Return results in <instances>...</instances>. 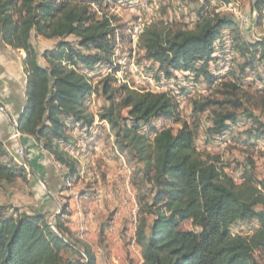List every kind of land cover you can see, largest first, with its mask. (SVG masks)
Wrapping results in <instances>:
<instances>
[{
	"label": "trees",
	"instance_id": "obj_1",
	"mask_svg": "<svg viewBox=\"0 0 264 264\" xmlns=\"http://www.w3.org/2000/svg\"><path fill=\"white\" fill-rule=\"evenodd\" d=\"M102 1L0 0L2 39L26 53L23 63L28 74V100L18 118L17 130L34 137L56 161L70 169V176L78 173V161L69 151L74 144L71 134L77 124L91 126L94 121L86 104L94 86L81 69L112 64L115 54L117 27L112 18L106 14L99 18L93 9V4ZM252 8L261 21L264 0H252ZM236 25L233 17L214 15L203 18L194 29L169 30L165 34L150 26L142 35L141 47L148 59L160 63L168 78L182 71L197 78L204 76L212 85L219 80V75L209 68L214 43L225 29ZM34 34L59 39L54 48L42 53L47 66L40 63L41 55L32 41ZM70 36H76L78 42L68 40ZM237 51L250 57L242 65L243 71L257 69L258 64L264 67L263 42L244 41L237 36ZM109 89L106 84L104 90ZM114 90L126 94L116 106H106L101 119L111 124L121 149L145 164L138 173L152 185L151 192L155 190L151 202L146 201L147 195L139 197L142 210L149 209L155 216L152 222L143 216L137 228L143 264H264L257 257L258 252L264 254V194L255 186L264 182L245 169L243 186L238 187L216 162L198 154L199 128L187 122L177 131H160L150 143L140 129L155 118H178L175 96L129 90L126 86ZM219 92L228 97L224 101L206 98L194 102L195 113L213 109V124L208 131L211 136L228 133L232 123L261 122L252 112L244 118L225 108L227 104L243 107L241 92L247 101L251 100L249 92L239 84L225 82ZM217 105L219 108H214ZM123 109H128V117L123 116ZM255 131L251 126L245 132V143H250ZM19 178L26 179L27 170L14 162L0 139V188ZM62 211L53 228L40 212L14 217L0 207V264H96L90 245L80 238H70L73 232L63 220L68 204L62 205ZM189 220L194 229H182ZM253 220L259 222L254 234L236 235L231 231L233 224ZM64 249L74 251L79 258H66ZM83 253L87 262L81 260Z\"/></svg>",
	"mask_w": 264,
	"mask_h": 264
},
{
	"label": "rangeland",
	"instance_id": "obj_2",
	"mask_svg": "<svg viewBox=\"0 0 264 264\" xmlns=\"http://www.w3.org/2000/svg\"><path fill=\"white\" fill-rule=\"evenodd\" d=\"M143 1L103 0L101 3L93 4L99 18L105 14L112 18L114 26L117 27V35L112 64L99 65L93 70L81 69L89 76L94 86V91L86 102L94 121L91 126L77 124L71 134L74 144L69 147V151L78 161V173L70 176V169L64 165L66 170L62 175L61 188L65 195H61V205L57 207L50 203V207H44L39 195L41 192L34 189L32 182H28L30 178L28 166L20 159L19 156L24 154L20 153L18 147L13 156L14 162L27 170V178H19L15 183L0 188V207L4 208L7 215L15 217L24 213L40 212L55 228L57 215L63 212L62 205L68 204V212L63 216V220L69 228L74 224L71 218L76 215L75 209L82 213L79 216L80 221H76V225L80 224V229H71L73 235L70 238L73 241L80 238L86 242L84 238L89 236L86 243L96 244L101 248L106 244H115L113 222L117 215H120L125 220L124 225H119L118 231L122 238L125 237L122 244H135L139 252L141 247L136 241L139 221L143 216H147L148 221L152 222L155 217L149 213V209L142 210L139 197L147 195L146 201L151 202L155 190L151 192L152 185L144 181L142 173H138L139 168H143L145 164L134 154L121 149L111 124L101 119L106 106L113 104L116 106L125 96L126 92L123 90H114L123 86L141 92L169 93L178 101V118H155L140 129L142 134L148 136L150 143L160 131L166 128L177 131L187 122L192 127L199 128L196 140L198 154L203 159L216 162L222 172L233 177L238 187L243 186L245 169H249L260 182H264V67L258 64L260 66L257 69L247 68L243 71L242 65L250 57L245 58L237 51V36L244 41L264 43V17L260 21L259 13L252 8V0H146L148 8L143 7ZM214 15L233 17L237 24L233 28L225 29L214 43V57L209 64L210 70L219 75V80L214 84L211 85L204 76L197 78L195 74L182 71L174 72L173 76L168 78L160 63L146 57V52L141 47V38L150 26H156L165 34L169 30L194 29L203 18ZM137 25L145 28L139 37L134 39L133 28ZM57 40L52 44L40 39L36 34L33 35L32 41L41 55L42 65H48L42 53L54 48L59 42V39ZM68 40L78 42L76 36H70ZM109 76L113 79L108 80ZM228 81L239 84L241 89L249 92L251 100L247 101L241 92L244 106L237 109L235 105L227 104L225 108L238 112L244 118L245 114L252 112L261 122L246 120L245 123H232L231 131L228 133L211 136L208 131L213 124V109L195 113L194 102L206 98L224 101L228 96L219 90L222 84ZM106 84L110 86L109 91L104 90ZM112 97H115L114 100H111ZM122 114L128 117V109H123ZM251 126L257 131L250 139V143H245V132ZM30 138L36 141L34 137ZM36 143L38 144L37 141ZM38 146L42 148L40 144ZM38 185L43 189L42 183ZM255 186L264 194L263 184L255 183ZM44 195L46 197V194ZM135 206L138 209L136 219L133 215ZM257 208L260 209L261 206ZM90 212L92 218L90 217L88 221L86 216ZM86 225L90 229L87 230ZM181 227L185 230L194 229L190 220L184 222ZM258 227L259 222L253 220L235 223L231 231L236 235H252ZM131 238H134L132 239L134 242L130 240ZM92 250L97 257L95 250L93 248ZM62 254L74 261L79 258L70 249H64ZM263 255L257 253V257L262 261ZM125 256L123 263H130L127 254ZM81 260L87 262L85 253Z\"/></svg>",
	"mask_w": 264,
	"mask_h": 264
},
{
	"label": "crops",
	"instance_id": "obj_3",
	"mask_svg": "<svg viewBox=\"0 0 264 264\" xmlns=\"http://www.w3.org/2000/svg\"><path fill=\"white\" fill-rule=\"evenodd\" d=\"M39 37L52 44L58 41L57 39H47L43 36ZM25 57L26 53L24 50H16L6 44L0 34V103L7 104L9 108L8 114L0 112V139L4 142L11 156H15L19 146L24 147L26 150V153L19 157L28 166L30 177L28 178V182H32L34 189L39 193L41 192L39 195L41 197L42 206L50 207V203H52V205L60 207L61 195H65V192L61 188L63 183L62 175L66 170L65 166L57 162L50 152L40 148L36 141H33L30 136L23 135L17 130L16 123H18V118L27 105L28 100V74L23 63ZM10 116H15L14 132L17 137H20L21 141L12 137L13 127ZM38 183H42L43 189H40ZM44 194H46V197ZM90 209L92 211L93 208L91 207ZM75 210L76 215L73 217L71 216L74 222V224L71 225V229L79 230L80 224L76 225V221H80L79 216L82 213H79L77 209ZM91 215L92 212H90V214L88 213V216H86L88 221L90 217L92 218ZM124 221L125 220L122 219L120 215H117L113 222V237L115 244H106L104 248L97 247L96 244H89L97 253V264H124L123 256L126 257L125 254H127L130 262L127 264H143L142 249L138 247L140 249L138 252L135 244H122L124 243L123 238L125 237L123 236L122 238L118 231H120L119 225H124ZM129 225L131 227V224ZM82 227L84 228V225ZM85 227L87 230L90 229L87 225ZM84 239L86 242L89 241V236ZM132 239L134 238L130 240ZM106 250L109 253H107Z\"/></svg>",
	"mask_w": 264,
	"mask_h": 264
},
{
	"label": "built area",
	"instance_id": "obj_4",
	"mask_svg": "<svg viewBox=\"0 0 264 264\" xmlns=\"http://www.w3.org/2000/svg\"><path fill=\"white\" fill-rule=\"evenodd\" d=\"M145 0L142 2V4H144ZM0 112L2 113H5V114H8L9 113V108H8V105L7 104H4V103H0ZM10 121L12 123V127H13V133H12V137L18 141H21L20 137H17V135L15 134L14 132V124H15V116H10ZM34 141V140H33ZM19 149H20V153L21 154H25V149L24 147L22 146H19ZM137 207L135 206V208L133 209V215L136 219V214H137ZM139 249V248H138ZM140 251V250H139Z\"/></svg>",
	"mask_w": 264,
	"mask_h": 264
},
{
	"label": "bare ground",
	"instance_id": "obj_5",
	"mask_svg": "<svg viewBox=\"0 0 264 264\" xmlns=\"http://www.w3.org/2000/svg\"><path fill=\"white\" fill-rule=\"evenodd\" d=\"M142 5L145 8H148V6H149V4H148V2H146V0H145L144 4H142ZM143 29H144V27H142L141 25H137L136 27L133 28L134 39L139 37V35H140V33H142ZM16 125H17V123H16Z\"/></svg>",
	"mask_w": 264,
	"mask_h": 264
}]
</instances>
